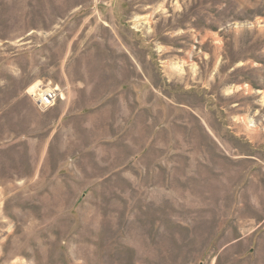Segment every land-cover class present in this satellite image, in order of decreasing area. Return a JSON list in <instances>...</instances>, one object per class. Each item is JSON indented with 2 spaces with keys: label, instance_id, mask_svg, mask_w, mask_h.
Listing matches in <instances>:
<instances>
[{
  "label": "rangeland",
  "instance_id": "1",
  "mask_svg": "<svg viewBox=\"0 0 264 264\" xmlns=\"http://www.w3.org/2000/svg\"><path fill=\"white\" fill-rule=\"evenodd\" d=\"M0 264H264V0H0Z\"/></svg>",
  "mask_w": 264,
  "mask_h": 264
},
{
  "label": "built area",
  "instance_id": "2",
  "mask_svg": "<svg viewBox=\"0 0 264 264\" xmlns=\"http://www.w3.org/2000/svg\"><path fill=\"white\" fill-rule=\"evenodd\" d=\"M37 95L35 103L40 112H47L64 99L63 91L52 83L43 85Z\"/></svg>",
  "mask_w": 264,
  "mask_h": 264
},
{
  "label": "bare ground",
  "instance_id": "3",
  "mask_svg": "<svg viewBox=\"0 0 264 264\" xmlns=\"http://www.w3.org/2000/svg\"><path fill=\"white\" fill-rule=\"evenodd\" d=\"M31 89H33V90H34L35 88H31Z\"/></svg>",
  "mask_w": 264,
  "mask_h": 264
}]
</instances>
